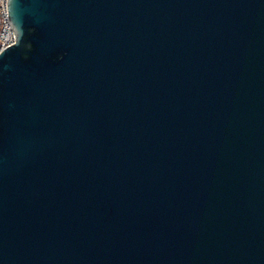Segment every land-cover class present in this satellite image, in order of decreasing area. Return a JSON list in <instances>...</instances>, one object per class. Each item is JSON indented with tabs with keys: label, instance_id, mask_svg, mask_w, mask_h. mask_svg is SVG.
I'll return each mask as SVG.
<instances>
[{
	"label": "water",
	"instance_id": "1",
	"mask_svg": "<svg viewBox=\"0 0 264 264\" xmlns=\"http://www.w3.org/2000/svg\"><path fill=\"white\" fill-rule=\"evenodd\" d=\"M0 264H264V0H8Z\"/></svg>",
	"mask_w": 264,
	"mask_h": 264
},
{
	"label": "built area",
	"instance_id": "2",
	"mask_svg": "<svg viewBox=\"0 0 264 264\" xmlns=\"http://www.w3.org/2000/svg\"><path fill=\"white\" fill-rule=\"evenodd\" d=\"M0 51L15 42V33L9 19L8 0H0Z\"/></svg>",
	"mask_w": 264,
	"mask_h": 264
},
{
	"label": "flooded vegetation",
	"instance_id": "3",
	"mask_svg": "<svg viewBox=\"0 0 264 264\" xmlns=\"http://www.w3.org/2000/svg\"><path fill=\"white\" fill-rule=\"evenodd\" d=\"M0 30H1V18H0Z\"/></svg>",
	"mask_w": 264,
	"mask_h": 264
}]
</instances>
